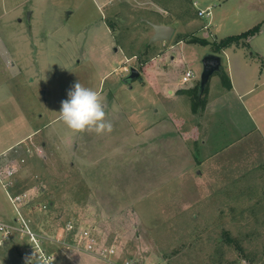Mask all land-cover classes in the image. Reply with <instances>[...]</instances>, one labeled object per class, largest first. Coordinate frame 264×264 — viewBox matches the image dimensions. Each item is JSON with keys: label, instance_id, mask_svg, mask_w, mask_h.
I'll return each instance as SVG.
<instances>
[{"label": "rangeland", "instance_id": "1", "mask_svg": "<svg viewBox=\"0 0 264 264\" xmlns=\"http://www.w3.org/2000/svg\"><path fill=\"white\" fill-rule=\"evenodd\" d=\"M162 1L0 0V152L7 155L0 167L15 170L10 190L0 181L1 223L13 227L6 240L0 232V264L30 257L40 264L8 194L26 195L18 211L53 264H103L78 248L84 230L115 245L113 264H245L246 255L264 264V140L244 137L253 122L235 96L204 111L227 90L218 72L202 92L204 107L191 109L182 91L199 85L201 58L211 51L193 42L207 38L199 29L208 17L183 21L181 0ZM148 21L172 26V38L146 48ZM250 50L252 64L237 65L241 52L222 55L237 82L256 70V83L264 79V58L254 51L264 55V25ZM130 66L140 81H125ZM186 69L195 76L183 82ZM77 81L105 98L110 133L74 132L60 120V102ZM260 84L245 98L259 100L249 110L264 134ZM67 222L75 228L64 234Z\"/></svg>", "mask_w": 264, "mask_h": 264}, {"label": "crops", "instance_id": "2", "mask_svg": "<svg viewBox=\"0 0 264 264\" xmlns=\"http://www.w3.org/2000/svg\"><path fill=\"white\" fill-rule=\"evenodd\" d=\"M191 2H192V10L194 11L195 15L192 18H184L183 21L197 20V19H199V18H197L198 17V11H200V10L205 11L203 16H200V17H202V18L208 17V20L205 23H203L202 26L200 25L199 30L205 31L206 33L204 35L207 36L208 39L210 37L211 41L218 40V39L225 37L227 35H232V33H227V32L223 35H218L217 33H220V29H227V28H229V29H240L237 27H241L242 24L249 26L248 28H250V27H252L258 23H261L260 31L256 35H254L253 37L257 36L262 31V25H264V0H191ZM201 2H203V3H201ZM162 4H163V2H162ZM206 12H208V13H206ZM156 23L164 24L163 22H156ZM210 27H213L212 31L210 30ZM196 33H197V29H196ZM253 37L248 39L249 48L246 49L243 47H229V48H226L225 50H223V52L221 54H219L221 56V64H222L221 68L226 73L228 72L227 75L229 76V79L231 82V88L228 90H222V92L220 91L216 95L214 94L212 96L211 101L209 99L208 102L206 103L204 111L208 110V108H210V107H213L214 110L218 107H221V106H223L222 108H224V105L225 104L228 105L229 101H231L230 97L235 96L237 98V100L239 101V104L244 108V110H246L247 115L250 118V120H252V122H253V129L250 130L249 132H246L245 134H243L244 137H249L255 133H258L261 136L262 140H264V134H263L262 128H261L262 126H261V124L258 123V121H256V118L254 116V112L252 110H249V109L255 110L258 106L259 100L258 99H251V101H250V100H248L249 98H247V99L245 98V96H249L250 94H253L256 91L257 87H259V85L261 86L260 83L264 84V79L263 80L259 79L260 82L258 80V82L256 83V78L258 77L257 75L262 74V70H256V74L249 75V76H247V72L243 73L241 76H239L240 78L243 79V82H240V81L237 82L234 78V75L232 74V71L229 70V67L227 68V70H225V68L223 66V62H222V55L228 56L231 54L230 52H241V54H239V55L241 56L242 60H241V63L237 62L238 66L242 65V64L246 65L247 63L252 64V63L256 62L253 50L252 51L250 50ZM207 38H204V39L208 40ZM179 41L180 40H178V42H177V46L181 43ZM176 47H173V50H177ZM254 51L264 58V55H262V53H260V51H258V50H254ZM177 60H181L180 57H177ZM150 63H153V62H150ZM186 70H188V69H186ZM258 78H260V77H258ZM173 83L175 84L174 81H173ZM220 83H221V81H220ZM253 100H255L256 102ZM208 112H209V110H208ZM33 132H34V130L32 131V133ZM10 147H11V145L8 146L7 149ZM2 155L4 157L7 156L6 155V149L3 150L2 152H0V158H2ZM7 165H3L4 168L0 167V177H1L0 181L2 182V185H3L4 181H6L5 170H6ZM15 181H16V179H15ZM13 185H14V183L10 187H8L9 190L12 188ZM8 199H9V197H8ZM3 218L4 217L2 215V209L0 207V219H1L0 222H4ZM7 218H8V216H7Z\"/></svg>", "mask_w": 264, "mask_h": 264}, {"label": "clouds", "instance_id": "3", "mask_svg": "<svg viewBox=\"0 0 264 264\" xmlns=\"http://www.w3.org/2000/svg\"><path fill=\"white\" fill-rule=\"evenodd\" d=\"M60 120L72 131H94L97 134L110 133L113 125L108 121L105 98L80 82H75L67 91L66 99L60 102ZM28 264H32V257Z\"/></svg>", "mask_w": 264, "mask_h": 264}, {"label": "built area", "instance_id": "4", "mask_svg": "<svg viewBox=\"0 0 264 264\" xmlns=\"http://www.w3.org/2000/svg\"><path fill=\"white\" fill-rule=\"evenodd\" d=\"M204 13L205 11H201V10L198 11L199 16H203ZM194 76H195L194 72L191 69H188L184 71L182 75V81L187 82ZM11 167L9 166L5 170L6 181H4L3 183V186L5 185V187H10L13 184V181L9 180L7 177V175L10 176V174L15 173V170L12 171V169L11 170L9 169ZM8 195H9L8 197H9L10 202L12 203L13 207H15L14 209H16L17 211L16 219L19 222L20 221L22 222L21 227H24L27 230L26 231L27 235L29 236L31 240V245L30 247H28V253L30 255L35 256L38 263L40 264H53V259H54L53 254L45 252L44 250L45 248L43 247L42 238L38 236L37 234L35 235L34 233H32V231H30L27 228V225L24 224V220H23V217L21 216L20 211H18V207L21 208L22 202L26 195L25 194H15L12 196L10 194ZM74 228L75 227L73 226L72 223L67 222V224H65V226L63 227L64 234L73 232ZM12 229L13 227H10L9 225H6L0 222V232L2 233V239L4 240L8 239L10 237V234L12 233ZM88 232L89 231H85V230L83 232L81 231L77 232L78 236L79 237L81 236L82 238V240L79 239L80 241L77 239V242L78 243L80 242L81 244V247H78V248H82L86 252L96 254L98 257H100L103 264H113L111 257L114 256L115 254V245L112 244L111 246L107 247V245L100 244L97 236L92 234V232L91 233H88ZM61 240L64 241V239H61ZM0 245H1V241H0Z\"/></svg>", "mask_w": 264, "mask_h": 264}, {"label": "trees", "instance_id": "5", "mask_svg": "<svg viewBox=\"0 0 264 264\" xmlns=\"http://www.w3.org/2000/svg\"><path fill=\"white\" fill-rule=\"evenodd\" d=\"M155 3H158L160 5H163L165 2L162 0H152ZM163 2V4H162ZM180 3H182V7L184 9L177 14V18L181 19L183 18H192L195 14L194 11L192 10V2L191 0H181ZM107 26L112 30V33L115 32L118 27L115 26V23L106 20ZM261 23H258L240 33L232 34V35H227L225 37H222L218 40H213V41H208L204 38L200 37H194L193 42H197L203 45L209 44L210 45V52L214 54H220L225 50L226 48L229 47H243V48H249V42L248 39L256 35L260 31ZM178 40H181L178 38ZM115 41L125 50V53L128 54L129 57L134 56L135 53H131V51H127L125 48V45L122 43L121 39L119 36L115 37ZM149 44H146V48L148 47L149 49ZM219 76L221 77V83L222 86H224L227 90L231 88V82L229 79V76L227 73L221 68L220 71H218ZM182 93L187 94L190 99H191V109L194 112H197L198 109L203 108L205 101L202 98V93L199 92L198 85L194 86L192 89H187L182 91ZM242 197V196H241ZM247 202V201H246ZM53 205V202H51L50 206ZM228 233V232H227ZM224 236V241L228 244L232 243V239L228 234L223 233ZM246 262L245 264H251V258L248 257V255L245 256Z\"/></svg>", "mask_w": 264, "mask_h": 264}, {"label": "water", "instance_id": "6", "mask_svg": "<svg viewBox=\"0 0 264 264\" xmlns=\"http://www.w3.org/2000/svg\"><path fill=\"white\" fill-rule=\"evenodd\" d=\"M27 19H29L30 11L26 13ZM148 24L153 29V34L148 40L147 44L165 41L171 39L174 33V28L168 24H158L148 21ZM202 70L199 77V92L202 93L208 83L209 78L215 73L221 70V56L214 53H205L201 58ZM138 78L141 80L140 72L133 66L128 69V74L125 76V81L127 83L133 82L134 79ZM131 88L132 86L129 85Z\"/></svg>", "mask_w": 264, "mask_h": 264}, {"label": "flooded vegetation", "instance_id": "7", "mask_svg": "<svg viewBox=\"0 0 264 264\" xmlns=\"http://www.w3.org/2000/svg\"><path fill=\"white\" fill-rule=\"evenodd\" d=\"M138 80V78H136ZM136 79H134L133 81H135Z\"/></svg>", "mask_w": 264, "mask_h": 264}]
</instances>
